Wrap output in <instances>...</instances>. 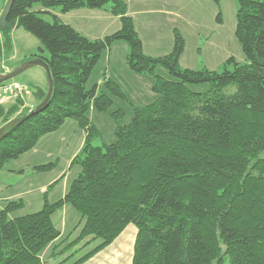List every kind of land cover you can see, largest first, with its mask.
Here are the masks:
<instances>
[{
    "label": "trees",
    "instance_id": "16d2710c",
    "mask_svg": "<svg viewBox=\"0 0 264 264\" xmlns=\"http://www.w3.org/2000/svg\"><path fill=\"white\" fill-rule=\"evenodd\" d=\"M108 3L120 28L99 39L83 36L55 15L52 22L38 16L53 8L66 13ZM35 4L42 11H34ZM235 18L245 62L231 57L221 71L189 69L179 64L185 40L177 30L170 53H144L124 0H13L7 26L0 28V61L12 48L11 31L22 28L48 50L49 58L33 57L48 63L54 87L44 108L0 140V170L68 119L87 135L73 158L80 172L61 199L46 198L39 211L13 218L9 214L21 202L0 209V264H43L41 253L61 236L52 215L66 204L83 221L70 244L101 240L71 264L85 262L130 224L137 229L132 264H264V0H237ZM216 20L221 21L219 12ZM118 41L129 46L128 68L153 77L155 98L134 107L128 123L116 124L114 142L93 146L97 131L87 116L90 105L105 112L112 97L126 99L110 78L103 82L105 91L86 86L104 51ZM158 67L172 78L159 75ZM201 84L208 89L192 90ZM231 85L234 92H223ZM32 89L40 103L47 88ZM23 103H0V121L27 113L17 114ZM123 114L118 109L111 116Z\"/></svg>",
    "mask_w": 264,
    "mask_h": 264
},
{
    "label": "rangeland",
    "instance_id": "374dc122",
    "mask_svg": "<svg viewBox=\"0 0 264 264\" xmlns=\"http://www.w3.org/2000/svg\"><path fill=\"white\" fill-rule=\"evenodd\" d=\"M167 1L168 0H159V6L165 8ZM175 1L182 3L184 8L190 10V14L188 16L189 20L181 18L179 14L166 17V19L174 21L171 27L172 29L164 27L163 25L156 26L151 24L153 22L151 17L165 16L166 14H151L149 17H145L146 23L145 19H141V15L135 17L137 25L140 28V35L144 41V52L146 54L159 56L171 52L174 41V30H177L185 40L184 49L179 58L180 61L181 57H183L181 60L182 68L184 66H195L202 69L204 67L206 68V66H210V70L221 71L223 69L222 66L231 57L238 63L245 62L240 43L235 36L237 0H222L219 4L210 1V11L202 9V6H200L198 2L199 0ZM186 4H189V6L186 7ZM36 7L41 8L39 4H35L33 9ZM109 7L110 4L108 3L103 9L108 10ZM57 9L59 8H53L52 10ZM101 12L104 13V10H101ZM218 12L221 15L220 22L216 20ZM107 15L112 18L107 20L103 19L104 22L102 23L106 25V29L103 32L98 31L100 28L96 30L91 29V23L79 28L85 31L88 36L94 38H102L109 35L117 29V26L119 27L120 23L118 21L116 25H113L109 20H113V17L116 15L109 12L104 16ZM38 16L44 18L48 22L53 21L52 17L48 14L40 13ZM73 17H71V21L78 23V19H73ZM205 17L209 23H206ZM107 21L108 24L105 23ZM84 27L87 28L84 29ZM19 29L20 30L14 32L12 36L11 50H6L0 61V71L4 67V62H7V66L10 67H17L22 64L23 62L20 64L19 62L20 57L24 54L25 56L29 54V57L31 53L43 54V56L47 58L50 57L48 50L43 47L36 37L22 28ZM207 32L210 33V39L208 41L203 37L206 35L204 33ZM1 41L2 39H0V42ZM121 47H126L127 51L129 49L126 42L118 41L113 45L111 51H104L100 60L92 70L86 84L87 87H91L93 84H96V82L100 84L105 79L104 76L110 78L112 76L113 79L117 80L116 82L126 97L125 100L123 98L112 97L113 104L105 112H99L93 105H90L87 116L91 125L97 131V134H95L91 140L93 146H102L103 144L114 142L116 124L124 125L128 123L132 117L134 107L144 106L155 98V94L151 89L153 84L152 76L149 74L134 73L128 66H126L127 70L132 74L130 75L132 77H126L123 74V65L118 63V54L120 58L122 57ZM40 48L42 51H40ZM12 54L18 61L16 59L9 61L10 59L8 58L12 56ZM108 56H110V63L108 62ZM114 56L116 57L115 61H113ZM123 58H125V55H123ZM227 68L231 70L233 66L229 64ZM41 69L42 68L39 66H33L11 79L29 86V92L26 93L23 98L24 103L31 102L34 105L36 104L33 102V97L31 95L33 93L32 86L37 84L38 71H42ZM157 73L165 78H172L163 67H158ZM208 87V84L191 86L192 90L197 92L205 91ZM234 90L235 87L231 85L226 87L223 92L230 94L234 92ZM99 91H105L103 85L99 86L98 92ZM15 100L16 98H9L2 102V104L8 105ZM24 103L19 108L17 114L24 109H30V107H26ZM118 109H122L124 114L122 117L115 120L111 116V113ZM2 125L3 123L0 121V127ZM86 135L87 131L80 127L77 121L68 119L60 126L58 131L44 135L30 151L20 155L16 159L7 161L4 168L0 170V209L4 208L7 203L21 202L22 206L9 214V217L13 218L39 211L46 198L49 203L61 199L67 192L71 182L80 172V166L78 164H73V158L80 152ZM40 167L46 168L42 169ZM80 220V214L67 204L52 215V221L60 230L61 236L41 253L43 264H71L101 243L100 239L90 242L91 237H87L73 245L70 244L78 237L83 222ZM128 227L123 230L125 233L123 234V236H125L124 247L126 249L125 262L127 260L129 261V251L130 254L133 252V240L137 231L133 224H130ZM120 238H122V236ZM128 241L131 242L130 245ZM111 249L109 245L105 246L98 251L97 254L100 252V255H103L107 252H111ZM71 254H73L72 258L65 263H61L63 259ZM94 255L86 261L91 259ZM91 261H89V263ZM128 261L126 262L127 264Z\"/></svg>",
    "mask_w": 264,
    "mask_h": 264
},
{
    "label": "crops",
    "instance_id": "0c3cea01",
    "mask_svg": "<svg viewBox=\"0 0 264 264\" xmlns=\"http://www.w3.org/2000/svg\"><path fill=\"white\" fill-rule=\"evenodd\" d=\"M124 1H125L126 5H127V13L132 18V20L134 22L135 29H136L137 33L139 34L140 39L142 41L143 51H144V41H143V39H142V37L140 35V30H139L140 28L138 27L136 19H135V17L137 15H141L142 16L141 19H145V17H149L151 14H162V15L166 14L165 16H153V17H151V19L153 20V22L151 24L152 25H156V26L163 25L164 27H169L170 29H172L171 27L174 24V21L166 19V17H168V16H175V14H179V15H181V18H183L185 20H189L188 16L190 14V10H188L187 8H184L182 3H180L179 1L168 0L166 5H165V8L159 6V3H158L159 0H124ZM210 1L211 0H199L198 2L200 4V6H202V9L210 11ZM6 2H7V0H0V15H1L2 11H3V7L6 4ZM188 6H189V4H186V7H188ZM103 8H101V9H92V10L91 9H87V8H83V9L73 10V11L66 12V13H62L60 11V9H57L58 11L51 9V10H49L48 13H43V14H48L50 17H52V15H55L63 23L70 25L76 31H78L80 34H82L83 36H85L87 38L90 37L89 39H91V38H94V37L88 36V34L85 31H83L82 29H80L79 27H81L83 25H87L88 23H91V26H92L91 29L96 30V29L100 28L98 31L103 32L106 29V25H104L102 23V22H104L103 19L107 20V19L112 18V17H109L108 15L104 16L107 13H109V11L107 9H103ZM33 10L34 11H42V8L36 7ZM101 10H104V13H102ZM93 12H97V13H93ZM71 17H73V19L77 18L78 19V23L75 22V23H77V24H75L74 22H72L71 21L72 20ZM205 20H206V23H209V21L207 20L206 17H205ZM118 21L120 23V18L118 16L113 17V20H109V22L112 23L113 25H116ZM105 23L108 24V21L105 22ZM145 23H146V19H145ZM86 28L87 27H84V29H86ZM119 28H120V25H119V27L117 26V29L115 31L119 30ZM17 30H20V29L19 28H15V29H13L11 31V33H10L11 40H13L12 36H13L14 32H16ZM204 34H206V35H204L203 37L206 39V41H208L210 39V33L207 32V33H204ZM0 39H1V33H0ZM94 39H99V38H94ZM114 44H116V42ZM113 45L110 47V49H108V51L112 50ZM121 48H122V57L120 58V56L118 54V63H121L123 65L122 66V70L124 72L123 74L126 77L127 76L132 77V76H130L132 74L129 73V71L127 70V67H126L127 66L126 56H127L128 52H129V49L127 51L126 47H121ZM128 48H129V46H128ZM28 55L29 54H26V56H25V54L22 55L20 57L19 64L24 62V61H26V60H28V59H32L33 56L36 55V54L31 53L30 57ZM123 55H125V58H123ZM147 55L153 56L152 54H147ZM41 56H43V54ZM159 56H163V55H159ZM43 57H45V56H43ZM45 58H47V57H45ZM8 59H10L9 61L15 60V59L17 60V58L14 57L13 54ZM115 59H116V57L114 56L113 57V61H115ZM182 59H183V57H181V59L179 61L180 66L182 65V61H181ZM108 60H109L108 62L110 63L111 62L110 56H108ZM15 67L16 66H14V67L7 66V62H4V67L0 71V73L8 72V71L14 69ZM183 68L200 69V68L195 67V66H184ZM206 68L208 70H210V66H206ZM41 70L42 71H38V81L36 82L37 84L35 86L40 88V89H46L47 88V83H46L45 72L43 71V69H41ZM104 78L107 79V78H110V77L104 76ZM110 79L115 80V79L112 78V76H111ZM104 80L100 84L96 82L97 92H98L99 86L103 85ZM115 81H117V80H115ZM31 95L33 97L32 98L33 102L38 104V98L33 93ZM153 100H154V98H153ZM24 104H25L26 107H30V109L33 108L36 105V104L34 105L31 102H25ZM58 130H56V131H58ZM123 234H125L124 231L120 234V236H118L113 241L114 243L112 242L113 244L111 243L112 245H109L112 248L111 252H107V253H105L103 255H100L101 254L100 252H99V254L96 253V255H94L91 259H89L88 261L83 262L82 264H88L89 261H91V260L92 261L89 264H127L126 262L128 260L125 262V257H126L125 256L126 255L125 254V250L126 249L124 247L125 236H123ZM121 236H122V238H120ZM134 240H135V237H134ZM134 240H133V244H134ZM130 244H131V242H129V245ZM131 255H133V252H131V254H130V251H129V253H128V258H129L128 264H132V256ZM99 256H104V257H99Z\"/></svg>",
    "mask_w": 264,
    "mask_h": 264
},
{
    "label": "water",
    "instance_id": "95a60500",
    "mask_svg": "<svg viewBox=\"0 0 264 264\" xmlns=\"http://www.w3.org/2000/svg\"><path fill=\"white\" fill-rule=\"evenodd\" d=\"M12 2L13 0H7L6 4L3 7V11L0 15V28H5L7 26V17L10 12ZM33 66H39L45 72L46 83H47L46 94L42 99V101L38 103L34 108L30 109L27 113L15 117L4 123L0 127V140L6 137L11 131H13L17 126H19L25 120H27L32 115L38 113L42 108H44L48 104L52 96L53 87H54L53 78L48 63L42 57H35V58L33 57L32 59L23 62L22 64H20L19 66L15 67L14 69L8 72L0 73V84L15 78L16 76H18L19 74H21L22 72Z\"/></svg>",
    "mask_w": 264,
    "mask_h": 264
},
{
    "label": "built area",
    "instance_id": "2783aa9c",
    "mask_svg": "<svg viewBox=\"0 0 264 264\" xmlns=\"http://www.w3.org/2000/svg\"><path fill=\"white\" fill-rule=\"evenodd\" d=\"M29 92V86L25 83L10 80L0 84V103L9 98L23 99L25 94Z\"/></svg>",
    "mask_w": 264,
    "mask_h": 264
}]
</instances>
